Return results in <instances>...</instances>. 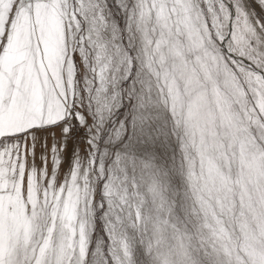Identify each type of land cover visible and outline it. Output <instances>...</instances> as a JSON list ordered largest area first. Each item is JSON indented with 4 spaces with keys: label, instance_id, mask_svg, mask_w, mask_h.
Wrapping results in <instances>:
<instances>
[{
    "label": "snow or ice",
    "instance_id": "snow-or-ice-1",
    "mask_svg": "<svg viewBox=\"0 0 264 264\" xmlns=\"http://www.w3.org/2000/svg\"><path fill=\"white\" fill-rule=\"evenodd\" d=\"M0 264H264V0H0Z\"/></svg>",
    "mask_w": 264,
    "mask_h": 264
}]
</instances>
